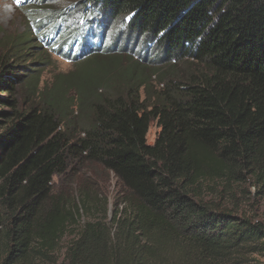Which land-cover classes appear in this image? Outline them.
I'll return each mask as SVG.
<instances>
[{
	"label": "trees",
	"instance_id": "obj_1",
	"mask_svg": "<svg viewBox=\"0 0 264 264\" xmlns=\"http://www.w3.org/2000/svg\"><path fill=\"white\" fill-rule=\"evenodd\" d=\"M78 3L99 26L121 19L161 58L143 64L114 37L74 58L78 69L42 86L23 110L12 84L31 79L9 63L44 58L42 45L66 41L73 19L91 13L34 6L24 33L0 31V264H248L264 252V221L229 202L248 176L264 192V0L69 6ZM183 60L190 64L177 69ZM73 161L111 171L123 206L107 218L106 203L95 204L99 217L71 232L80 206L95 201L85 184L74 197L55 191Z\"/></svg>",
	"mask_w": 264,
	"mask_h": 264
},
{
	"label": "rangeland",
	"instance_id": "obj_2",
	"mask_svg": "<svg viewBox=\"0 0 264 264\" xmlns=\"http://www.w3.org/2000/svg\"><path fill=\"white\" fill-rule=\"evenodd\" d=\"M71 1L72 0H28L21 5H16L15 0H0V31H2L3 34L6 33L9 35L24 33L26 29V19L30 17L29 15L27 16L26 10L30 7L35 6L39 8L52 6L56 9L64 8L65 10L63 11L67 13L76 9H86L82 7L80 3L70 7ZM85 12L96 15V13L89 10H85ZM35 14L39 17L42 13L39 11L35 12ZM98 16L99 15H97V18L93 17V20L90 16L87 18V25H89V27L86 28V32H89L90 28L95 29V27H90V25L97 23L96 21L101 24ZM75 19L76 18L73 19V23L77 24ZM102 23L108 25L107 42H112L115 37L116 46L121 48L124 46V53L133 55V58L141 60L143 64H148L149 59L161 58V55H159L160 53L156 52V48H153V45L151 46L147 40L143 42L142 38L139 40L136 39L134 33L128 31L121 19ZM42 24V29H46L49 26L47 22ZM79 25L80 24L75 25L74 30H78ZM69 35L70 34L66 33V36L70 40V44L67 45L68 48L65 50H67L66 56H70L71 59L64 57L59 51L54 52L53 50H49L47 46L42 45L48 53H44V58L37 59L38 55H35L23 57V60H16V62H13L15 61V59H13V61L9 63L16 67L14 68L15 70L12 69L13 72L17 71L16 73H24L25 77L23 79H31L28 84L26 82L22 83L21 81H15L12 84L13 90L11 95L17 101L20 109L26 110L29 106L37 102L38 89L44 85H50L52 79H55L56 76L58 78L65 77L66 75H71L73 71L78 69V64L72 60V57L83 52L90 42L84 38V33L82 31L72 34L73 38L69 37ZM22 37L26 39V36ZM38 39L40 38L36 37L31 43L33 42V45H37ZM41 41L40 39V42ZM93 43L95 44V41H93ZM39 51H41V48H39ZM34 52H36V50ZM188 64H190V61L183 60L178 64L177 69L179 67H187ZM17 66L21 67L17 68ZM167 67L168 65H164L162 68ZM33 70H35L34 73ZM31 76L32 78H30ZM151 79H153V81L149 89L151 92H155L159 87L156 81L157 76H153ZM33 85H35V88ZM157 131L158 127L156 121L152 120L146 135V140L149 144L154 141ZM67 171V173L55 177V191L64 194V196L72 197L73 195L74 197L76 194L74 190L85 184V188L91 193L95 200L92 202L88 201L86 208L82 205L80 206L81 222L72 228L71 232L74 231V229H78L84 221L99 217V214H97L98 207H96V205L106 203L107 218H110L114 205L121 202L123 194L121 184L113 173L105 169L101 164L93 161H73ZM234 187H236L235 195L229 202V206L238 208L239 212L242 214L254 217L256 220L264 221V192H261L260 186L256 185L254 180L248 176L246 180L235 184ZM122 206L123 202H121L119 207ZM70 235L63 241V247L65 242L71 238ZM63 250L64 248L61 249V255L63 254ZM248 264H264V252L259 255H252L249 258Z\"/></svg>",
	"mask_w": 264,
	"mask_h": 264
},
{
	"label": "clouds",
	"instance_id": "obj_3",
	"mask_svg": "<svg viewBox=\"0 0 264 264\" xmlns=\"http://www.w3.org/2000/svg\"><path fill=\"white\" fill-rule=\"evenodd\" d=\"M15 1H16V5H21L28 0H15ZM92 18H93V16L91 15V19ZM78 22H79L78 24L81 25V27H79L78 30H74L75 25H78V24H74L72 21L71 24L68 25L66 33L72 35V34H76L80 31H82L84 33V38L87 41H89L90 44L85 47L83 52L79 53L78 55L73 56L72 60L78 56L83 55L86 52V50H89V51L99 50L100 51L102 48H104V46H106L108 43H110V42H107V38H108L107 30L108 29L106 26L102 27V26L97 25V23H94V24L90 25V27L93 26V27H95V29L90 28L89 32H86V28L89 27V25H87L88 23L82 19ZM103 31H105V32L103 33ZM89 33H92L93 36L91 37V35H89ZM50 38H52V37L50 35H47V36L41 37L40 39L45 40V39H50ZM66 38H67L66 41L62 40V41L58 42L59 45L56 44L54 46H51L52 42H49L48 46L53 51L58 50L64 57H66V58L68 57L69 59H71L70 56H66L67 50H65V49H67L68 48L67 45L70 44V40L68 39L67 36H66ZM93 41H95V44L93 43Z\"/></svg>",
	"mask_w": 264,
	"mask_h": 264
}]
</instances>
